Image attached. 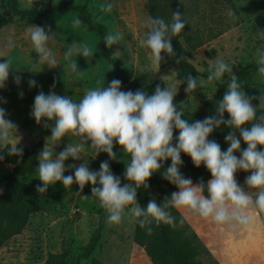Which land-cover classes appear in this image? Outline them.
<instances>
[{
    "label": "clouds",
    "instance_id": "9594fccd",
    "mask_svg": "<svg viewBox=\"0 0 264 264\" xmlns=\"http://www.w3.org/2000/svg\"><path fill=\"white\" fill-rule=\"evenodd\" d=\"M111 7L109 4L107 10L110 11ZM228 15L232 17L234 13L229 10ZM186 25L184 13L179 7L172 11L170 21L158 16L149 17L146 22L148 31L139 44L150 50L151 62L158 68L165 62L162 53L168 57L175 56L177 65L184 60V55L175 52L172 41ZM27 34L38 54L39 63L49 69L59 67L48 47V42L55 36L51 26L35 25L27 29ZM258 35L264 38V30L258 29ZM103 39L106 47L112 48L119 45L123 34L109 32ZM4 46L7 49L15 47L11 36ZM93 54L88 45L73 42L64 52V59L69 61L67 67L72 72L82 74L72 57L87 58ZM256 63L258 72L264 75V49H257ZM10 73L13 82L20 85L23 70L15 69L5 58L0 62V89L6 88ZM225 74L230 80L223 98L216 102V114L202 120L182 119L183 110H178L174 104L178 90L159 84L152 94L142 89L122 91V81L114 78L106 87L87 90L79 101L57 94L54 91L55 82L47 94L39 91L34 97L30 117L37 125L50 130L51 135L45 137L44 147L37 155L39 163L36 172L41 184L36 186V192L46 193L51 185L60 182L64 186L78 185L82 193L85 186L91 184V195L106 211L107 223L119 224L128 215L149 234L153 222L176 226V218L170 209H185L218 225H249L257 211L264 212V150L258 149V146L264 148V113L257 112L258 108L264 109V92H260L259 96L248 95L242 90L233 65L222 59L209 66L206 79L189 74L184 91L188 94L206 87ZM28 85L30 88L37 87V81L29 79ZM254 100H258L259 104H254ZM0 103L7 101L0 97ZM225 113L228 119H225ZM8 117L7 110L0 107V150H6L8 156L19 159L24 153L23 147H18L22 136L19 126ZM222 125L232 129L225 136L229 145L226 151H222L215 140L208 139ZM174 130L179 133L175 143ZM236 132H239V138ZM68 134L80 137V142L67 143L66 147L56 152V146ZM241 139L247 145L244 149H241ZM89 142L96 156L106 153L109 160H118L114 152L117 144L130 155V162L125 163L123 172L127 183L122 184L121 178L112 172L109 160L102 161L98 171L89 167V162L81 156ZM237 151L239 156L234 155ZM181 153L189 156L197 168L203 164L211 179L205 183L200 178L193 183L190 177H185L180 172L183 164ZM4 158L0 155V160ZM69 158L83 160V163L66 165ZM168 159L171 164L161 175L178 190L166 195L160 203L150 199L146 206H141L137 199L138 189H148L150 185L147 182ZM69 169L74 171L65 175ZM238 170L250 173L244 186L236 180ZM246 188L257 191L252 194ZM84 196L87 198V195Z\"/></svg>",
    "mask_w": 264,
    "mask_h": 264
},
{
    "label": "rangeland",
    "instance_id": "374dc122",
    "mask_svg": "<svg viewBox=\"0 0 264 264\" xmlns=\"http://www.w3.org/2000/svg\"><path fill=\"white\" fill-rule=\"evenodd\" d=\"M64 1L86 3L97 19L107 25L108 33L121 32L123 39L119 45L110 48L111 55L131 70L134 77L142 81L151 82L162 78L167 87L178 90L175 97L181 102L190 103L192 111L203 110L205 100L217 90L216 83L230 78L225 74L220 80L186 94V85L177 77L167 54L162 53L165 62H162L159 68L154 65L150 59V50L139 44L148 31L146 22L150 12L146 6L147 0H19V6L23 9H43ZM5 3L6 0H0V19L9 18L10 22L0 28V55L3 56L0 57V62L6 58L13 66L56 78L85 92L107 86V80L114 76V69L98 52L97 35L87 32L76 23L77 12L66 8L44 18L28 19L11 14ZM109 4L112 6L110 11L107 10ZM178 7L187 21L183 42L188 49L189 59L202 74L198 78L206 79L203 75H208L209 66L218 59L232 64L236 74L241 67L256 62L257 49H264V38L258 35V29L264 30V0H174L175 10ZM229 10L234 16L228 15ZM35 25L51 26L55 32L54 39L48 42V47L55 55L59 67L49 69L39 63L38 55L36 59L27 34V29ZM9 36L15 42V47L11 49L4 46ZM73 42L88 45L94 53L87 58L72 57V60L77 61L78 70H82V74L72 72L67 67L69 61L64 59V52ZM28 80L29 77H25L20 85H16L10 73L7 81V95L9 89L12 92L15 89L18 93L22 92L19 94L17 106H14L17 110L21 104L31 109L33 96L41 90L44 93L49 92L40 82H37V87L30 88ZM248 84H264V75L258 70L252 71ZM121 90L127 91L129 88L122 84ZM21 118L28 122L31 120V123L35 121L26 114ZM19 133L22 136L20 143L28 144L37 139L20 128ZM49 146L51 147L50 143ZM55 150L57 152V149ZM65 163L79 164L73 160H67ZM11 168L10 165L0 164V176ZM110 168L117 175L115 166ZM124 170L125 167L123 172ZM73 171L69 169L65 175ZM248 175L250 173L238 170V183L244 186ZM31 177L38 178V173ZM4 185L5 182H0V195ZM246 190L253 193V189ZM37 203L39 209L31 215L24 230L7 240L0 248V264H48L49 254L61 252L67 253L68 262H75L97 226L102 208L96 197L85 198L76 193L63 198H56L48 192L41 193ZM190 221L191 227L199 233L197 234L211 253L210 258L202 257L206 264H213L215 261L219 264H235L228 252L227 234L223 232V228H227L228 224L218 225L212 220L207 223L198 215H192ZM134 232L135 220L128 215H125L119 224L107 223L98 247L90 258L82 259L80 264H153L145 248L134 241ZM256 259L251 258L253 264H257Z\"/></svg>",
    "mask_w": 264,
    "mask_h": 264
},
{
    "label": "trees",
    "instance_id": "16d2710c",
    "mask_svg": "<svg viewBox=\"0 0 264 264\" xmlns=\"http://www.w3.org/2000/svg\"><path fill=\"white\" fill-rule=\"evenodd\" d=\"M5 6L11 14L28 19L44 18L66 8L74 10L78 14V21H80L79 25L87 32L97 35L98 40L96 48L101 57L114 69V76L109 78L107 83L116 78L121 80L122 84H126L129 90L136 91L137 89H142L149 94L153 93L157 84L161 87L166 86L162 78H158L151 82H145L134 77L131 70L123 66L111 55L110 48L106 47L103 39L104 36L108 34V27L105 23L97 19V16L90 11L86 3L64 1L43 9H23L19 6V0H6ZM146 6L150 12V16H158L166 21H170L172 11H175L174 0H147ZM8 22H10L9 18H1L0 28L5 26ZM184 36L185 30H182L180 34L173 37L172 41L175 52L177 55H184V60L177 65L175 56L169 58L177 77L183 85H186V77L189 74L193 77H199L202 74L196 65L189 59L188 49L183 42ZM34 53L37 59L38 54L35 51ZM256 70H258L257 63L251 62L241 67L236 72L242 90L247 92L250 96H259L260 92H264V84H248L250 73ZM203 76L207 77V75ZM229 80L230 78L224 82L216 83V92L205 100L204 109L201 111H192L188 101L181 102L175 97L174 104L177 105L178 110L181 108L184 112L182 119H189L190 121L202 120L206 116H214L216 114V102L223 98ZM253 103L258 105L259 101L254 100ZM257 112L258 114L264 113V109L258 108ZM224 116L225 119H228L227 113H225ZM230 131H232V129L222 125L220 128L214 130L208 139L215 140L221 146V150L226 151L229 145L225 141V136ZM178 134V130H174L173 143H175V137L178 136ZM236 135L239 138V132H236ZM44 144V139L30 144L20 143L18 147H23L24 153L23 157L19 159L15 156H8L6 150H0V155L5 157L3 160H0V164L10 165L12 167L9 172L0 176V182H5L3 192L0 195V248L7 240L20 234L28 224L31 215L39 209L37 199L40 194L37 193L35 189L38 184H41V181L31 176L37 173L36 167L39 163L37 155L44 147ZM246 147L247 145L241 139V149ZM235 155L239 156L240 152L237 151ZM181 159L183 164L180 168V172L185 177H190L195 182L203 178L205 183L211 179L210 172L203 164L197 168L193 164L191 158L183 153H181ZM170 164V159L163 162V168L159 172L154 173L147 182L150 185L148 189H138L137 199L141 206H146L150 199H156L157 202L160 203L166 195H170L172 192L178 190L174 185L163 179L161 175L162 171L169 167ZM117 176L121 178L122 184L127 183L123 175ZM91 187L92 185H86L83 192L80 193L78 185L73 184L64 186L63 184L56 183L51 185L47 192L51 193L56 198H63L72 193H76L81 197H84V195L94 197L91 195ZM170 211L176 218L175 227L163 223L157 225L153 222L151 225L152 232L149 234L146 229H142L139 224L135 222L134 241L145 248L153 264H206L202 260V257H211L209 249L179 210L170 209ZM106 224L107 213L101 208L97 226L93 230L83 251L77 256L76 261L68 262L66 259L67 253L61 252L49 254L47 263L80 264L82 259L90 258L99 245ZM213 264L219 263L215 261Z\"/></svg>",
    "mask_w": 264,
    "mask_h": 264
},
{
    "label": "crops",
    "instance_id": "0c3cea01",
    "mask_svg": "<svg viewBox=\"0 0 264 264\" xmlns=\"http://www.w3.org/2000/svg\"><path fill=\"white\" fill-rule=\"evenodd\" d=\"M12 67L17 70H23L22 74H24L25 76L22 75V79H24L25 77H29V79L33 78L37 82L42 83L46 88L45 90L50 91V89H52L53 83L55 82L54 91L59 95H67L73 100L79 101L83 98V95L85 94V91L80 90V88L67 84L66 82H63L61 80H57L56 78L43 76L35 71H31L29 69H21L13 65ZM19 94H22V92L18 93L16 92V89L12 92L9 89V93L7 95V88L1 89L0 97H3L7 101V103H0V107H3L7 110V112L9 113L8 118L14 121L21 130L25 131L28 134H32L34 135V137L37 138L30 143L36 142L40 139L45 140V137L51 135L50 130L44 129L43 127L37 125L34 120V122L31 123V120H29L28 122V120H24L23 118H21L25 114L27 116H30L31 109H29L25 105L22 106V104L18 110L14 107L17 106L18 98L20 97ZM35 96H33V100ZM78 142H80V137L68 134L61 140L60 144L56 146L57 152L61 151L64 147H66L67 143L74 144ZM49 143L51 144V142ZM260 148L261 146H258V149ZM114 152H116V158L118 160H109V157L106 153H100L98 156H96V153L94 149L91 148L89 142V144L85 145V150L81 153V156L85 161L89 162V167L94 170L99 169L97 167H100V163L102 161L109 160L110 167L115 166L114 170L117 172V175H123V168L125 167V163L130 162V155L127 154L122 148H119L118 144L115 145ZM68 160L72 159L69 158ZM78 163H83V160L78 161ZM236 180H238L237 177ZM193 183L196 182L193 180ZM256 191L257 190L253 189L252 194H254ZM179 211L187 220V222L191 225L192 223L190 219L192 215L196 214L191 213L185 209H181ZM204 220L208 223L210 219ZM223 232L227 234L226 244L228 252L229 255L232 256L233 262L235 264H253L251 258H257L255 260L257 264H264V212L257 211L254 215L253 221L247 226L228 224L227 228H223ZM147 256L149 257L148 254Z\"/></svg>",
    "mask_w": 264,
    "mask_h": 264
}]
</instances>
